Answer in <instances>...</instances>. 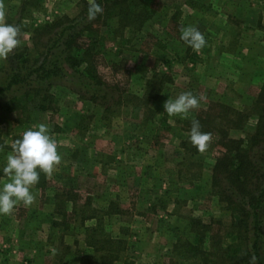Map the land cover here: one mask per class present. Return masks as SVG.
Instances as JSON below:
<instances>
[{
  "label": "rangeland",
  "instance_id": "1",
  "mask_svg": "<svg viewBox=\"0 0 264 264\" xmlns=\"http://www.w3.org/2000/svg\"><path fill=\"white\" fill-rule=\"evenodd\" d=\"M236 1L194 0L197 6L188 0H150L156 13L141 30L132 25L122 35L112 33L117 25L110 22L112 31L101 39L103 47H98L94 58L92 81L99 79L101 86L88 89L67 77L49 90L53 108L42 111L37 102H28L31 111L20 114L22 123L17 122V110L6 112L0 107V169L12 142L40 123L48 126L60 156L51 175L41 172L30 189L35 197L30 206L18 203L10 215H0V264L99 263L95 257L90 260L96 254L85 245L89 235L85 228L94 220L82 226L78 216L62 218L48 194L52 198L55 193L69 194L66 209L77 198V207L89 199V212L96 209L99 215L109 200L124 210L102 215L97 222L101 229L96 238H122L126 243L113 264H175L170 253L174 241L195 238L192 220L212 229L218 227L216 220L228 222L212 194L211 170L222 151L215 143L216 132L204 152L196 151L189 139L182 146L181 140L188 138L191 121L197 118L212 119L231 138H245L254 132L264 107L258 103L264 85V45L258 43L264 42V20L258 31L247 29L245 22L238 24L236 20L261 23V19L256 7L243 19L232 14ZM84 2L89 0H0L5 21L21 29L19 45L8 59L0 60V86L12 54L27 47L40 60L33 51L32 30L63 16L77 17ZM251 2L264 9V1ZM177 11L175 24L170 17ZM188 25L205 37L206 45L199 52L176 39V31ZM104 32L106 27L101 26L100 33ZM123 57L124 68L114 71L110 63ZM165 58L170 60L167 65ZM159 74L167 75L161 88L156 84L150 90L146 82ZM26 88H11L0 104L23 100ZM183 92L198 97L199 106L183 116H169L164 102ZM238 122L241 128H233ZM43 179L48 182L46 190L38 187ZM5 182L8 177L0 172V185ZM227 238L229 242L231 237Z\"/></svg>",
  "mask_w": 264,
  "mask_h": 264
},
{
  "label": "trees",
  "instance_id": "2",
  "mask_svg": "<svg viewBox=\"0 0 264 264\" xmlns=\"http://www.w3.org/2000/svg\"><path fill=\"white\" fill-rule=\"evenodd\" d=\"M149 1L97 0L103 8V13L93 21L87 20L89 3L84 2L77 17L63 16L52 23L37 26L32 30L31 40H34L33 51L40 55V60L37 56L33 57L27 47L12 54L10 67L5 70L4 82L2 81L4 84L0 86V98L5 97L3 94L13 87H27L22 95L23 100L12 98L11 104H0V107L6 112L17 110V115L25 116L31 111L27 110V103L35 101L38 103V110H51L52 96L49 90L67 77L78 79L80 84L88 89L101 86L99 79L92 81L96 78L93 74L94 58L102 46L101 39H106L107 34L112 31L110 22L117 25L112 33L120 32L122 35L132 25L141 30L146 21L156 13ZM178 15V11L173 13L170 21L177 24ZM101 26L106 27L104 34L100 33ZM178 30L176 39L183 42ZM44 37H47L46 40L42 39ZM38 45L42 47L38 48ZM125 59L126 57H123L118 62H111L110 67L114 71L122 70ZM169 62V58L163 60L166 65ZM166 77L165 74H159L158 77L154 75L146 85L151 87L150 90H155L157 85L161 88ZM153 97L152 99H155L154 94ZM149 99L151 96L147 100ZM258 103L264 104V85L258 95ZM104 111L107 114L111 112L107 106ZM259 111L254 132L238 139L229 137L226 130L217 128L210 118L196 119L199 120L203 132L210 135L213 131L216 132V146L222 148L211 170V186L212 194L218 198L221 210L229 220L225 224H222V220L214 221V224L218 225L216 229L192 220L191 227L195 238H179L174 241L170 253L175 258V264H251L253 256L257 258L256 264H264V107ZM236 114L241 116L239 112ZM20 117L21 115L17 119L18 123L23 122ZM233 128H241L240 123L234 124ZM188 139L181 140V145H187ZM46 183L48 182L43 179L38 187L42 186L41 189L46 190ZM46 197L53 201L55 211L61 214L62 218L72 220L78 216L82 226L86 221L94 220V225L85 228L89 232L85 245L92 247L96 254L89 257L91 261L95 257L99 261L98 264H113L120 259L121 252L126 249L124 240L109 236L100 240L96 238V232L101 229L98 228V223L102 215L123 214L122 208L109 200L107 208L99 215L96 209L89 212V199H85V203L77 207L78 199L75 198L72 208L66 209L67 201L71 200L69 194L55 193L53 198L49 194ZM227 237H231L229 242Z\"/></svg>",
  "mask_w": 264,
  "mask_h": 264
},
{
  "label": "clouds",
  "instance_id": "3",
  "mask_svg": "<svg viewBox=\"0 0 264 264\" xmlns=\"http://www.w3.org/2000/svg\"><path fill=\"white\" fill-rule=\"evenodd\" d=\"M103 13V8L97 0H89L87 20L93 21ZM20 26L7 23L4 12L0 10V60H6L19 45ZM180 39L193 51L199 52L206 40L195 26H181ZM200 99L191 92H183L175 99H167L164 112L169 116L185 115L191 109L199 106ZM189 141L198 152L207 149L210 134L201 130L199 120L191 121L188 135ZM60 156L57 144L49 135L46 124L40 123L24 131L23 135L11 144V152L6 156L5 164L0 172L8 177V182L0 185V215H10L18 203L30 206L35 197L30 191L40 179V173L51 175L54 166L59 164ZM256 257L251 258V264H256Z\"/></svg>",
  "mask_w": 264,
  "mask_h": 264
},
{
  "label": "crops",
  "instance_id": "4",
  "mask_svg": "<svg viewBox=\"0 0 264 264\" xmlns=\"http://www.w3.org/2000/svg\"><path fill=\"white\" fill-rule=\"evenodd\" d=\"M244 1V0H243ZM252 0H246V1H244V3H242L241 2V0H237L236 1V6H235V8H234V10H233V12H231L232 14L234 13L235 15H237L240 19H243L242 18V16L243 15H245V17L246 16H249V15H253V13H254V8L256 7L257 9H258V11H257V15H259V17H258V19H261V23H260V21L259 20H257L256 21V23H254V22H247L245 19L244 20H236L237 21V23L238 24H241L242 22H245L246 23V25H248V27H247V29H249V30H254V31H258V30H262V28L263 27H260L261 26V24L263 25V21L262 20H264V9H263V6L262 5H260V4H258V3H256V5L253 3V2H251ZM262 1H264V0H262ZM188 4L189 3H192L193 5H197V6H199L198 4V2H194V0L193 1H191V0H188V2H187ZM214 6H213V8H217V4H213ZM221 6V5H220ZM236 19V18H235ZM249 23H251L250 25H251V27L249 26ZM254 23V24H253ZM258 43L262 46V45H264L263 43V40H261V41H258Z\"/></svg>",
  "mask_w": 264,
  "mask_h": 264
}]
</instances>
